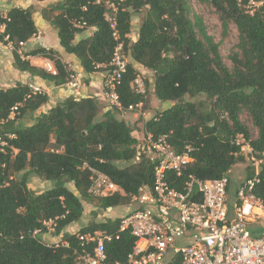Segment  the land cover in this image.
Instances as JSON below:
<instances>
[{
	"label": "trees",
	"instance_id": "obj_1",
	"mask_svg": "<svg viewBox=\"0 0 264 264\" xmlns=\"http://www.w3.org/2000/svg\"><path fill=\"white\" fill-rule=\"evenodd\" d=\"M198 1L215 10L225 37L232 24L238 30L236 51L229 56L230 68L224 63L220 44L209 35L204 19L189 0H63L43 9V17L57 30L61 46L78 58L85 73L106 76L119 43H123L130 65L118 88L122 109L109 107L102 120L98 118L101 108L97 100L70 97L63 105L42 113L33 125L20 128V120L48 104V94H32L30 86L22 83L0 89V137L8 142L6 152L0 148V264H75L77 234L95 232L113 237L106 246L111 263L127 261L136 239L129 231L120 232L121 218L91 224L77 234L65 230L82 219L83 201L95 200L103 211H110L127 205L140 187L153 185L155 165L146 158L135 161L138 139L133 135L134 126L117 117L127 113L130 106L147 103L151 88L160 103L173 105L147 120L144 129L169 136L178 152L190 143L199 148L188 174L202 180L229 178L236 165L248 161L236 155L239 150L233 140L238 134L251 140L257 156L263 157L264 0ZM251 1L260 3L253 14L248 8ZM142 13L139 34L133 40V18ZM107 16L116 24L118 41ZM75 23L84 27L77 28ZM0 24L5 25L0 43L13 45L16 70L58 87L68 82L74 72L53 49L39 47L22 53L53 61L57 76L19 54L22 44L39 34L31 9L0 11ZM89 29H94L92 35L77 39ZM137 66L154 75L153 80L145 78V98L132 86L136 73L141 72ZM200 95L206 99L193 100ZM18 105L12 120L11 113ZM222 113H227L228 119L220 120ZM243 114L258 130L256 139L242 122ZM85 164L107 174L124 194L99 200L90 197V174L83 169ZM255 175L252 168L247 178ZM33 177L51 187L35 193L30 188ZM258 177L254 194L264 203V163ZM170 182L179 187L184 178L171 176ZM50 220H57L55 234H63L61 241L69 247L48 245L39 238L38 234L48 231L44 223Z\"/></svg>",
	"mask_w": 264,
	"mask_h": 264
},
{
	"label": "built area",
	"instance_id": "obj_2",
	"mask_svg": "<svg viewBox=\"0 0 264 264\" xmlns=\"http://www.w3.org/2000/svg\"><path fill=\"white\" fill-rule=\"evenodd\" d=\"M259 6L260 3L251 1L248 8L253 14ZM107 20L111 22L114 39L120 40L114 20L109 16ZM74 25L84 27L80 23ZM4 30L5 25L0 24V32ZM18 52L25 60L32 58L24 56L22 50ZM129 65L124 45L119 43L110 63L111 70L103 81V96L112 109H122L118 88ZM43 69L53 76L58 75L54 62L49 59L44 62ZM81 85L80 77L72 74L63 87L79 94ZM132 86L137 94L147 97V84L141 72L136 73ZM30 88L32 94H46L41 88ZM146 104L141 102L130 106L128 112L145 118ZM19 107H14L10 119H15ZM228 117L227 113H222L220 120ZM233 143L239 150L236 155L246 157L256 175L241 184L234 201L230 203L227 176L202 180L187 173L199 148L190 143L178 152L169 136L145 130L142 138L138 139L135 161L146 158L155 165L154 183L140 187L136 194L130 196L126 205L128 212L121 218L120 226V232L129 231L135 237L133 252L126 262L111 263L106 251L107 243L113 239L110 234H77L79 249L75 264H264V203L254 194L260 183L258 175L264 163V154L259 158L251 140L244 134H238ZM6 147L8 142L0 137L1 151L6 152ZM83 169L90 174V197L99 200L117 193L124 194L107 174L87 164ZM171 176L184 178V182L176 187L170 182ZM252 224L261 228L260 234H254ZM44 225L48 231L55 232L57 220H50ZM178 242L184 245L180 247ZM60 243L62 241L56 242L55 246ZM62 244L70 246L67 242Z\"/></svg>",
	"mask_w": 264,
	"mask_h": 264
},
{
	"label": "rangeland",
	"instance_id": "obj_3",
	"mask_svg": "<svg viewBox=\"0 0 264 264\" xmlns=\"http://www.w3.org/2000/svg\"><path fill=\"white\" fill-rule=\"evenodd\" d=\"M23 1H25L27 5L34 6L35 7L34 9H36V8H40L42 6V3L56 4V3L63 1V0H45V1L23 0ZM189 1H190V4H191L193 10L197 14L202 16V18L204 19V22L207 26V30H208L209 35L215 39L216 43L220 44V51H221V55L223 57L224 63L230 68L231 62L229 61V56L234 51H236V45L238 44V41H239V33H238L236 26L234 24H232L230 26V31H229L228 36L225 37L221 21L219 19V16L215 12V10L209 5L200 3L198 0H189ZM15 2L17 5H18V3H20V1L17 2V0H15ZM8 5H10L9 2L0 3V11L3 13H7L9 10ZM11 5L15 6V4H11ZM143 19H144V13L137 14L134 16V18H133V34L131 36L133 39L138 37L139 27H140V24L142 23ZM27 48L28 47H26V50H27ZM9 51H10V54L8 56H6L4 54L7 58L3 59L4 62L1 65V69L4 70L3 72L7 76V80L3 84L13 85L14 83H16V77H17L16 73H12V72H14V63L13 64L11 63V60H12L11 57L13 56L14 49L11 48ZM23 52H25V51L23 50ZM1 53H2V50L0 51V56H1ZM38 64L43 66V63L41 64L39 62ZM141 72L145 76L146 79L153 80L154 75L152 72H148L145 69L143 71L141 70ZM17 74H20V73L17 72ZM204 99H206V97L204 95H200L198 98L193 99V100L201 101ZM166 106L164 104L160 103L156 99L155 95L153 94V88H151L150 92L148 93L147 104H146L145 109H144V113H146V115H147L146 120L153 117L158 111L166 109L167 108ZM128 117H129V115L127 116V118ZM139 120H140V117H138V119H137L138 124H139V122L144 123L145 119L143 117L142 121H139ZM241 120L249 128L250 133H251V137L253 139H256L258 137V130L254 127L251 118L248 115L243 114L241 116ZM29 121H31L29 119V117L23 118L22 120H20L18 122L19 123L18 125L20 128L29 127V126H26L30 123ZM33 123H35V122H33ZM133 135L136 138L139 137L137 134H133ZM252 168H253V165L251 164V162L247 161L243 164L236 165L232 169V171L229 173L230 203H232L234 201L238 188L246 180L248 172ZM68 186L73 191L78 193L73 184H69ZM50 187H51L50 183H48L42 179H39L37 177H33L32 180L30 181V188L35 193H39V192L44 191ZM83 203H84V207H85V215L82 217V219L79 222L74 223L73 225L69 226L68 233H70V234H77L80 232V230L83 227L90 226L91 224L101 222V221H104L106 219L122 218L128 212V208L126 205L116 207L110 211H103L98 206L97 201H95V200L83 201ZM38 236L45 244H48V245H53L54 243L60 242V240H61V239L56 240L55 237L57 235L55 234V232H50V231H47L45 234L40 233V234H38ZM43 237H46V239L43 240L42 239ZM177 245L182 247L184 244H183V242H178Z\"/></svg>",
	"mask_w": 264,
	"mask_h": 264
},
{
	"label": "crops",
	"instance_id": "obj_4",
	"mask_svg": "<svg viewBox=\"0 0 264 264\" xmlns=\"http://www.w3.org/2000/svg\"><path fill=\"white\" fill-rule=\"evenodd\" d=\"M18 1H20V3H18V5L16 4L15 0H4V1H0V3L9 2V4H10V5H8L9 9H11L12 7H21L24 9H31L33 11V17H34V20H35L36 25L38 27V30H39V34L36 37H34L33 39H31L28 43H26L21 48V50L28 52V51L34 50L35 48H39V47H42L45 49H53L54 51L58 52L59 59L66 65L67 69L69 71L74 72L75 75H78L80 77L81 84H82L80 93L75 94L74 92L64 88L63 86L58 87L54 83L45 81L39 77H32L30 74L20 72V71L16 70L15 68H14V72H12V73H16V75H17L16 83H14L13 85L3 84L7 80V76L4 74V72H3L4 70L1 69V65L4 62L3 59L7 58L6 56H8L10 54L9 50L12 47H11V45H5V44L0 43V51L2 50V53L0 56V89H6L8 87L14 86L17 83H22V84H26L29 86L41 88L49 96V102L47 105H45L44 107H42L41 109H39L38 111H36L33 114L26 115V117H29V119L31 120V121H29L30 123L26 126H31V124L33 125L34 124L33 122H36L37 118L42 113H46L51 108H54L58 105H63L64 102L66 101V99H68L70 97H74L76 100H79L82 98H94L95 100H97L98 103L100 104V108H101L98 118L100 120H102L104 118L105 114L110 111V108L107 105V103L104 99V96H103V91H104L103 81H104V75L105 74H103V73H94V74L85 73L84 70L82 69L81 63L79 62L78 58L75 55L67 53L65 51V49L61 46L59 38H58L57 30L48 21H46L44 19L43 14H42L43 9L47 8L50 5V3H42V6L40 8L34 9L35 8L34 6L27 5L25 1L17 0V2ZM11 4H15V6H13ZM139 29H140V27H139ZM93 33H94V29H89L88 31L83 33V35L78 36L77 39H82L84 37H88V36L92 35ZM133 40H136V38H134ZM26 47H28L27 50H26ZM11 59H12L11 63L13 64V62H14L13 56L11 57ZM46 60L47 59L40 58V57L30 59V61L33 65H35L39 68H42V69H43V66H41L38 63L40 62L41 64L42 63L44 64V62ZM137 68H139L142 71L144 70L142 67H139V66H137ZM17 72L20 74H17ZM164 105L165 106L167 105L166 107L169 108L173 105V103L167 102ZM128 115H129V117L127 118ZM26 117H24V118H26ZM117 117L120 119H124V120L128 121L130 123V125L134 126L135 130H134L133 134H137L139 136L137 139L142 138L143 132H144V124L147 121L146 120L147 115L144 118L145 119L144 123L139 122V124L137 123L138 117L132 113H129V112L124 113V114H117ZM142 120H143V118H140L139 121H142ZM246 179H248V178H246ZM229 196H230V193H229ZM84 215H85V212H84ZM68 229H69V227L65 230V232H68ZM251 229L255 235H258L261 233V228H259L258 226L254 225V224L251 225ZM62 237H63V234L56 236L55 239L56 240L57 239L62 240ZM42 239L45 240L46 237H43Z\"/></svg>",
	"mask_w": 264,
	"mask_h": 264
},
{
	"label": "water",
	"instance_id": "obj_5",
	"mask_svg": "<svg viewBox=\"0 0 264 264\" xmlns=\"http://www.w3.org/2000/svg\"><path fill=\"white\" fill-rule=\"evenodd\" d=\"M128 125L130 126V123H128ZM30 234L33 235V234H34V231L32 230V231L30 232Z\"/></svg>",
	"mask_w": 264,
	"mask_h": 264
}]
</instances>
